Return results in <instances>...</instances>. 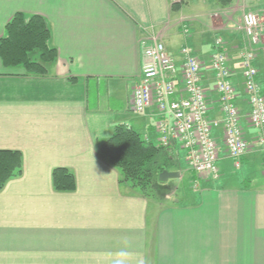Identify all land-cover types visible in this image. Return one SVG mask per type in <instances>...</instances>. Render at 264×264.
I'll return each mask as SVG.
<instances>
[{
	"label": "crops",
	"instance_id": "0c3cea01",
	"mask_svg": "<svg viewBox=\"0 0 264 264\" xmlns=\"http://www.w3.org/2000/svg\"><path fill=\"white\" fill-rule=\"evenodd\" d=\"M228 1L191 0L173 11V0H0V37L14 15L42 16L58 52L45 75L0 60V150L23 155L22 175L0 192V264H264V144L242 159L240 173L222 150L218 179L190 171L172 144L165 171L182 178V161L194 191L162 188L153 198L121 183L98 155L118 125L159 145L157 109L132 106L144 40L162 42L179 63L181 49H191L204 65L214 119L221 115L210 63L221 39L248 112L241 58L252 47L240 26L246 8L264 19V0ZM180 38L185 46L175 50ZM253 49L264 89V40ZM245 128L253 141L257 132ZM56 168L75 175L74 192L55 191Z\"/></svg>",
	"mask_w": 264,
	"mask_h": 264
},
{
	"label": "built area",
	"instance_id": "2783aa9c",
	"mask_svg": "<svg viewBox=\"0 0 264 264\" xmlns=\"http://www.w3.org/2000/svg\"><path fill=\"white\" fill-rule=\"evenodd\" d=\"M240 30L252 48L241 58L245 103L248 112L238 104V91L229 56L223 41L215 43L210 69L218 95L220 118L210 117V99L204 84L203 63L189 47L181 49V62L171 56L162 42H141L144 48L141 77L132 92V106L143 114L155 107L159 113L156 133L160 146L179 144L186 154L187 165L198 177L218 179L221 151L242 167V159L255 147L264 144V90L258 82L256 52L264 40V19L257 13L244 11ZM184 33L188 29L184 28ZM245 124L257 136L249 141ZM217 132H220L218 135Z\"/></svg>",
	"mask_w": 264,
	"mask_h": 264
},
{
	"label": "trees",
	"instance_id": "16d2710c",
	"mask_svg": "<svg viewBox=\"0 0 264 264\" xmlns=\"http://www.w3.org/2000/svg\"><path fill=\"white\" fill-rule=\"evenodd\" d=\"M189 1L173 0L172 10ZM220 1L224 4L229 2ZM51 37V30L42 16L27 17L18 13L7 23L5 36L0 37V60L6 68H23L30 74L45 75L48 66L55 64L58 59L57 50L50 46ZM165 149L143 140L131 127L118 125L111 137L99 147L98 155L120 171L121 183L130 184L141 195L151 197L155 178L168 167L162 163L165 162V156L157 160ZM22 173V153L0 150V192L8 182ZM52 183L57 192H74L77 188L75 175L66 168L53 170Z\"/></svg>",
	"mask_w": 264,
	"mask_h": 264
},
{
	"label": "rangeland",
	"instance_id": "374dc122",
	"mask_svg": "<svg viewBox=\"0 0 264 264\" xmlns=\"http://www.w3.org/2000/svg\"><path fill=\"white\" fill-rule=\"evenodd\" d=\"M246 11L253 12L249 8H246ZM183 46H185V44H184V41H183L182 38L177 39L175 41V44H174L175 50H179ZM164 156H166V151H163V153H161L157 157V160L160 157H164ZM185 157H186V154H185ZM162 163H166V161L162 162ZM180 164H181V167H182L181 169L184 170L183 171L184 172L183 173V177L169 180L168 183H167V187L163 186L164 184H161V182L159 181V177L155 178L154 183H153V187H152V190H151V197L152 198L153 197H159L161 195L162 191H163L162 188H164V191L167 189L168 193L173 192V193H175L178 196L183 195V193H191V192L194 191V187H195L194 174L192 172L188 171V169L186 168V165L182 161H180ZM238 170H239V171H237L238 173L244 172L243 170H240V169H238ZM260 175L261 174L259 173L258 176H260Z\"/></svg>",
	"mask_w": 264,
	"mask_h": 264
},
{
	"label": "water",
	"instance_id": "95a60500",
	"mask_svg": "<svg viewBox=\"0 0 264 264\" xmlns=\"http://www.w3.org/2000/svg\"><path fill=\"white\" fill-rule=\"evenodd\" d=\"M180 174L179 173H174V172H169V171H163L159 175V181L162 183L168 182L170 179H176L179 178Z\"/></svg>",
	"mask_w": 264,
	"mask_h": 264
}]
</instances>
